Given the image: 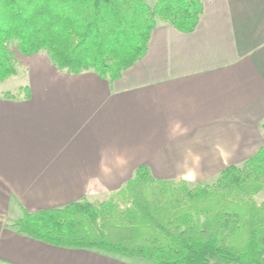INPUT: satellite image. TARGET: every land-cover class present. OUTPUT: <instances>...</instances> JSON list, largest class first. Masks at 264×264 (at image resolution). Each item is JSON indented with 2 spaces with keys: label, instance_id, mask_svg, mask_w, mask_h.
Segmentation results:
<instances>
[{
  "label": "crops",
  "instance_id": "1",
  "mask_svg": "<svg viewBox=\"0 0 264 264\" xmlns=\"http://www.w3.org/2000/svg\"><path fill=\"white\" fill-rule=\"evenodd\" d=\"M22 62L31 97L0 90V264H151L50 244L13 222L23 208L107 199L141 165L211 182L264 145V0H204L193 32L158 22L116 80L62 71L45 51Z\"/></svg>",
  "mask_w": 264,
  "mask_h": 264
},
{
  "label": "trees",
  "instance_id": "2",
  "mask_svg": "<svg viewBox=\"0 0 264 264\" xmlns=\"http://www.w3.org/2000/svg\"><path fill=\"white\" fill-rule=\"evenodd\" d=\"M204 0H0V82L18 73L17 53L45 51L62 71L110 80L147 52L158 22L193 32ZM5 98H30L29 86ZM264 133V122L261 124ZM264 145L211 182L157 178L146 165L109 198L23 208L20 232L151 264H264Z\"/></svg>",
  "mask_w": 264,
  "mask_h": 264
},
{
  "label": "rangeland",
  "instance_id": "3",
  "mask_svg": "<svg viewBox=\"0 0 264 264\" xmlns=\"http://www.w3.org/2000/svg\"><path fill=\"white\" fill-rule=\"evenodd\" d=\"M150 4H153L154 0H147ZM17 53V57L20 60V65L18 66V73L4 81L0 82V90L12 89V92H16L20 87L27 86L24 75L26 74V65L22 62L23 56L20 53ZM16 87V88H15ZM256 200L258 202L264 201V190L261 191L257 196Z\"/></svg>",
  "mask_w": 264,
  "mask_h": 264
}]
</instances>
